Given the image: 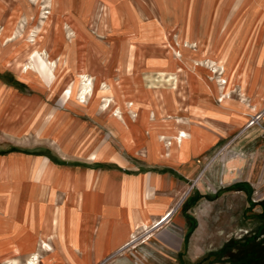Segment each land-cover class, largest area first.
<instances>
[{"label":"rangeland","instance_id":"1","mask_svg":"<svg viewBox=\"0 0 264 264\" xmlns=\"http://www.w3.org/2000/svg\"><path fill=\"white\" fill-rule=\"evenodd\" d=\"M259 249L264 0H0V264Z\"/></svg>","mask_w":264,"mask_h":264},{"label":"crops","instance_id":"2","mask_svg":"<svg viewBox=\"0 0 264 264\" xmlns=\"http://www.w3.org/2000/svg\"><path fill=\"white\" fill-rule=\"evenodd\" d=\"M57 170L55 169L52 173H51V175L49 176V178H50V181L52 180L53 181V177H54V175L57 173L56 172ZM200 176V175H199ZM103 182L104 183H101V185H99V191H98V193H99V197H100V201H102V199H101V195L102 194H104V198L106 197V198H108L109 199V202H110V204H112V202H114V201H116V190H117V184H116V182L114 181V180H110L109 179V181L107 180V179H105V180H103ZM106 186L105 187V189L103 188V186ZM137 186V185H136ZM135 186L132 184V182H130L129 183V187H128V191L130 192V191H132V193H135V192H138V190H136L135 188H134ZM89 191V194L90 195H93V194H91V189L90 190H88ZM101 193V194H100ZM127 194H128V192H127ZM107 200V199H106ZM114 207V206H113ZM149 217V216H148ZM148 217H145V218H143L142 220H143V223H145V222H149V219H148Z\"/></svg>","mask_w":264,"mask_h":264},{"label":"bare ground","instance_id":"3","mask_svg":"<svg viewBox=\"0 0 264 264\" xmlns=\"http://www.w3.org/2000/svg\"><path fill=\"white\" fill-rule=\"evenodd\" d=\"M84 91V90H83ZM85 93V92H84ZM184 134H185V131H182ZM183 134V135H184ZM66 186H65V190H67V192L68 193H70V191L72 190V189H75L74 190V194H75V192L79 195V196H81V193H80V189H81V184L79 183V184H77V182L76 181H71V179L70 180H68V181H66ZM82 201V200H81ZM83 201H84V199H83ZM79 205V204H78ZM175 209V208H174ZM174 209H169V210H167L160 218H162V220L161 219H159V221H158V223L156 224V226L155 227H157V226H160L161 224H163L164 222H166L169 218H170V216L173 214V212H174ZM84 213V212H83ZM70 215V214H69ZM84 218V217H83ZM69 220V219H68ZM148 224V221L147 222H145L144 223V225H147ZM128 228V227H127ZM132 230H130V229H128L127 230V232H126V237L128 236V235H130L129 233L131 232ZM118 236V235H117ZM121 236V235H120ZM136 241V240H135ZM132 242V241H131ZM125 243V242H124ZM31 263H33V262H31Z\"/></svg>","mask_w":264,"mask_h":264},{"label":"trees","instance_id":"4","mask_svg":"<svg viewBox=\"0 0 264 264\" xmlns=\"http://www.w3.org/2000/svg\"><path fill=\"white\" fill-rule=\"evenodd\" d=\"M259 251H260V253L258 256L255 257L256 252L254 251L253 257H250L247 259L248 264H251L252 262H254L253 264H256L255 262H258L257 264H264V252L262 251V249H259Z\"/></svg>","mask_w":264,"mask_h":264}]
</instances>
